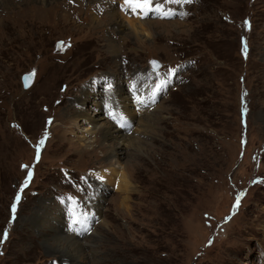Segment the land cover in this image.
<instances>
[{
    "label": "rangeland",
    "instance_id": "374dc122",
    "mask_svg": "<svg viewBox=\"0 0 264 264\" xmlns=\"http://www.w3.org/2000/svg\"><path fill=\"white\" fill-rule=\"evenodd\" d=\"M18 1L0 0V239L8 232L0 264H63L46 240L53 227L86 241V264H264V0H159L177 13L168 18L123 6L114 32L104 25L106 1L77 12L68 1L60 10L59 0L43 1L51 20L15 37L4 15ZM143 18L151 24L133 37L129 19ZM169 69L175 74L153 96ZM121 81L129 97L115 115L125 128L118 143L97 130L116 122L107 112ZM95 111L99 126L84 131ZM117 144L124 153L108 158ZM110 175L126 184L119 189ZM98 185L94 210L88 191ZM43 205L48 224L36 226ZM81 209L80 231L72 219Z\"/></svg>",
    "mask_w": 264,
    "mask_h": 264
},
{
    "label": "bare ground",
    "instance_id": "6f19581e",
    "mask_svg": "<svg viewBox=\"0 0 264 264\" xmlns=\"http://www.w3.org/2000/svg\"><path fill=\"white\" fill-rule=\"evenodd\" d=\"M20 1V2H19ZM17 4L18 5V11H12L9 15H4L5 16V19L7 21V25L6 27L8 28V31L10 33H12L15 37H20V34L22 32H27V31H31L33 28H35L36 26H38L37 24H41V25H45V21L44 19L46 20V22H48L49 20H51V13L47 12L48 11V8H44V10L42 9L43 7L41 6L43 1H51L52 3L50 5H54V3L58 0H19ZM63 1H68L69 2V5L77 12L78 10H80L81 8V3L84 2H94V3H102V2H105L106 1V5H100L102 7H104L105 9H107V12H109V15L107 18H105V26L108 27L110 26V30L109 31H113L111 29H113L111 26L113 24H115L116 26H118V23H116L115 20H117V16H121L120 13H122L123 11V6L124 5V0H121L122 1V4L121 6L119 7V4L115 3V6L113 7H110L107 2L108 0H72V2H70V0H59L57 3V7L59 8L60 10V6L62 4ZM48 3V2H47ZM86 3V4H87ZM5 4V3H4ZM56 4V3H55ZM65 4V3H64ZM91 6H88V8H90ZM20 8V9H19ZM46 9V10H45ZM50 9V8H49ZM129 9V8H128ZM11 11V10H9ZM7 13V12H5ZM151 13V12H150ZM77 13H75L73 15V18L75 19L77 17ZM132 15V14H131ZM150 15V14H149ZM2 16V15H1ZM63 16V15H62ZM134 16V15H133ZM3 18V16H2ZM138 18V17H137ZM83 19L86 20L84 17ZM94 21V20H93ZM129 24H128V27H129V33L131 35H134L133 37H136L138 38V30L136 28L137 25L142 26V24H145L147 23L148 25L151 24L150 20H141V21H138V20H132V19H129ZM99 24V23H98ZM87 25V24H86ZM13 26H18L20 28H23V30L21 31H18L16 30L15 28L13 29ZM119 28H122L123 26H118ZM88 28L89 30H91L92 32H95L96 30H98V28L96 27H93L91 24L88 25ZM142 28H145V27H142ZM107 30V29H106ZM145 30V29H144ZM114 32V31H113ZM107 48H108V51L109 52H113L115 53L116 51V48H117V44L114 43L111 39L108 40L107 42ZM134 82V80L132 81ZM126 83V82H125ZM131 89V88H130ZM124 90H125V86H124V81H121L119 83V86H118V89H117V92H116V97H114L112 100H114V102L110 105V110L113 112L114 115H118V108L120 107L121 103L124 102L125 99H127L129 96H123L121 94H124ZM132 90L134 93L135 90H137V88H135V83L133 84L132 86ZM138 91V90H137ZM136 92V91H135ZM121 96H120V95ZM130 94V93H129ZM97 95V94H96ZM125 95V94H124ZM139 95V94H138ZM137 95V96H138ZM147 96V94H146ZM149 96V95H148ZM82 99V97H80ZM143 98V97H142ZM141 98V99H142ZM138 101L140 100V97L136 98ZM144 102L147 101V99H143ZM142 100V101H143ZM151 102H152V96H151ZM82 104L85 103V99H82L81 101ZM118 105L116 107V109H114L113 107L115 105ZM150 104V103H149ZM108 109V112L107 114H109V111ZM96 114H98V116L94 117L92 120H88V122L91 124L90 127H87L85 128L84 131H89L90 129H93V130H96V128L99 126L98 124V120L101 118L99 116V112L98 111H95ZM94 113V114H95ZM102 113V112H100ZM80 113H77V117L76 118H79ZM108 117V116H107ZM122 117V116H121ZM109 118H112L111 116ZM90 119V118H89ZM119 119V118H118ZM116 120V119H115ZM114 120V121H115ZM119 120H116V122L114 123V125H109L106 127L103 126V125H100L98 127V132L100 131V135L103 137V138H106L108 140H115L116 142L120 143V141H123L125 140V135H123V133L125 132V128L121 127L122 123H119L118 122ZM129 121V120H128ZM118 122V123H117ZM89 129V130H87ZM130 140V139H129ZM127 142V140H126ZM122 144V143H121ZM128 145H131L134 147V145L130 142H128ZM114 147V146H113ZM117 147L118 148H115L113 149L112 151H110L106 156L109 158L111 157H117L119 158L123 153V146L122 145H118L117 144ZM102 148V147H101ZM135 148V147H134ZM137 148V147H136ZM81 149V148H80ZM79 149V151H80ZM139 149V148H138ZM106 157V158H107ZM110 173L109 174H113L114 173V170H110L109 171ZM108 181L112 184H115L117 183V181H115V178L113 175H110L108 176ZM95 184V183H94ZM118 187L119 189L121 188V185L120 184H126V181H118ZM93 188L88 191L89 194H93V196L96 198L95 202L92 204L91 202V207H93V209H97L98 207V203H97V200L100 199V197L102 196L101 195V187L100 185L98 186H92ZM103 198V197H102ZM122 201H124V198L121 199ZM123 203V202H122ZM120 206V205H119ZM121 207V206H120ZM47 210V207H45L44 205L43 206H40L38 210H36V212L34 214H32V223L35 224L36 226L38 225H41L42 223L47 222L48 219L45 218V215H43V213H45V211ZM55 215V214H54ZM56 217L58 218L57 220V224H60V214H56ZM52 220V219H51ZM52 223V222H51ZM88 223V222H87ZM85 224L82 225V227L84 226ZM48 226V225H47ZM61 226V225H60ZM80 227V225L78 224L76 228H79V230L81 231L83 228ZM58 228V227H57ZM55 227H53L51 230V233L48 237V246L51 248V249H61L62 250V254L59 256H63L65 255L67 258V260H63L60 262V263H63V264H80V263H84L86 264V260H87V256L86 254L83 252V246L87 245L86 244V241L84 242H80L78 240L77 237H74L71 236V235H68V234H64V233H61L59 229H57ZM61 228V227H60ZM63 230V229H62ZM83 243H85V245H83ZM92 242L89 243V245L91 244ZM95 245V244H94ZM93 247V246H91ZM64 257V256H63ZM62 258V257H61ZM69 258V259H68ZM91 264H97L96 262H92Z\"/></svg>",
    "mask_w": 264,
    "mask_h": 264
},
{
    "label": "snow or ice",
    "instance_id": "6c2138e0",
    "mask_svg": "<svg viewBox=\"0 0 264 264\" xmlns=\"http://www.w3.org/2000/svg\"><path fill=\"white\" fill-rule=\"evenodd\" d=\"M70 2H72V0H70ZM165 2L170 3V4L183 5V4H190L193 2V0H165ZM124 5L129 7L133 13H136L137 9H139L140 14H142L143 16H147L150 12L159 14L161 18H168L170 16L177 15V13L172 11L171 9H169L167 11L163 10L162 4L159 2V0H156L154 7H153V0H124ZM179 14L180 15H186V13H179ZM63 44H64V42H60L61 47L63 46ZM151 63H152L153 68L155 70L158 67V62L152 61ZM175 72H176V69H169L168 72L164 74V78L160 80V83L158 85H156V89L153 92V96H155L156 92L159 91V89L168 82L167 77L174 75ZM25 79H27V77ZM140 102L143 103V101H140ZM109 115L112 117V119H114V120L117 119V117L113 114L112 111H109ZM121 119H123V117H121ZM126 123L127 122L125 121V124ZM40 143L42 144L43 141H40ZM23 167H27V166H23ZM31 177H32V172L28 171L27 177L24 180L23 184L21 185V188H20L21 192H23V190L28 186V183L31 180ZM83 179H84L85 183H88L87 177H85ZM96 179L103 181L104 178L102 176H97ZM80 190L84 191L83 189H80ZM15 199H16V202H14L11 206L13 218H15V214L17 211V203L21 199L19 193L17 194ZM67 199H68V201L71 202V204L76 205L77 208H80L79 201L75 197L69 196ZM238 204H239V197L237 198V205ZM79 217H82V219L78 218L77 215L74 214L73 219H72L73 225H78V224L83 225L84 223H86L88 220V213L81 209L79 212ZM7 238H8V232L5 231L3 234V238L0 239V243H2L3 240H5Z\"/></svg>",
    "mask_w": 264,
    "mask_h": 264
},
{
    "label": "water",
    "instance_id": "95a60500",
    "mask_svg": "<svg viewBox=\"0 0 264 264\" xmlns=\"http://www.w3.org/2000/svg\"><path fill=\"white\" fill-rule=\"evenodd\" d=\"M152 61H156L154 59H151V62ZM158 62V61H157ZM152 65V63H151ZM158 66H159V62H158ZM152 68H153V65H152ZM158 68V67H157ZM156 68V69H157ZM154 69V68H153ZM34 72L33 71H29L27 73H24L21 75V84H22V89L23 90H26L27 88H29V86L32 84L33 80H34ZM27 77V79H25Z\"/></svg>",
    "mask_w": 264,
    "mask_h": 264
}]
</instances>
